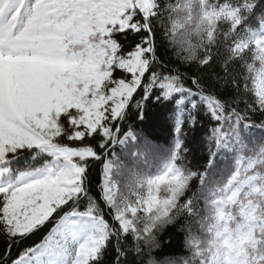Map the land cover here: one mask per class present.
Returning a JSON list of instances; mask_svg holds the SVG:
<instances>
[{
  "label": "snow or ice",
  "instance_id": "snow-or-ice-1",
  "mask_svg": "<svg viewBox=\"0 0 264 264\" xmlns=\"http://www.w3.org/2000/svg\"><path fill=\"white\" fill-rule=\"evenodd\" d=\"M158 3L0 0V264H135L128 221L111 206L116 147L145 163L166 152L175 171L206 119V154L191 164L207 176L246 137H264V78L249 92L239 60L223 83L215 57L199 75L171 64ZM245 10L260 8L233 10L236 31Z\"/></svg>",
  "mask_w": 264,
  "mask_h": 264
},
{
  "label": "clouds",
  "instance_id": "clouds-1",
  "mask_svg": "<svg viewBox=\"0 0 264 264\" xmlns=\"http://www.w3.org/2000/svg\"><path fill=\"white\" fill-rule=\"evenodd\" d=\"M254 3L260 10L243 11L236 31L231 13L244 0H159L154 28L178 68L203 67L215 57L227 72L223 83L233 77L225 65L239 60L244 72L237 75L251 92L264 78V4ZM165 163L153 173H112L111 206L128 221L133 239L124 251L135 264H264V137H246L207 176L188 158L175 171ZM177 243L178 250L163 251Z\"/></svg>",
  "mask_w": 264,
  "mask_h": 264
},
{
  "label": "trees",
  "instance_id": "trees-1",
  "mask_svg": "<svg viewBox=\"0 0 264 264\" xmlns=\"http://www.w3.org/2000/svg\"><path fill=\"white\" fill-rule=\"evenodd\" d=\"M159 35H158V42H159ZM161 50L165 51V47L159 42ZM167 55L166 59L171 62V64L175 65V61L171 58L170 53L166 50ZM213 68H216L217 71L219 69L216 67V65H213ZM182 71H187L188 73H196L199 75L198 69L195 66L191 67H183L180 68ZM209 71H212V69H209ZM234 71H238V69L234 68ZM131 123V121H129ZM202 127H200L199 131L190 133L189 139H187L186 143L189 148V152L187 153V158L193 161V164L195 165L196 161L200 158L201 155L206 154V144L204 143V136L206 135V128L210 127L211 125L209 122L205 119L201 122ZM153 131V134L155 136L154 143L164 145L167 147V144L169 143L168 136L165 132L161 131L158 128L151 129ZM194 137V139H193ZM257 139H259V136H256ZM116 152V163L120 165L121 169L123 171H129V170H137L141 172H147V173H153L156 170H158L161 166L164 160L166 159L167 153H151L149 152L147 155V163L144 162L145 158L141 156L140 160L136 161L133 160L127 153L122 152L120 147L115 148ZM94 176V182H95V172L93 173ZM105 213L107 216V209H105ZM110 219V217H108ZM174 240L178 239L177 237H173ZM173 247H175L176 250H178V243L177 245L172 244Z\"/></svg>",
  "mask_w": 264,
  "mask_h": 264
}]
</instances>
